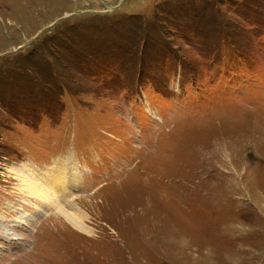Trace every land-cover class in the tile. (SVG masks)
Listing matches in <instances>:
<instances>
[{"label":"rangeland","instance_id":"1","mask_svg":"<svg viewBox=\"0 0 264 264\" xmlns=\"http://www.w3.org/2000/svg\"><path fill=\"white\" fill-rule=\"evenodd\" d=\"M0 264H264V0H0Z\"/></svg>","mask_w":264,"mask_h":264},{"label":"bare ground","instance_id":"2","mask_svg":"<svg viewBox=\"0 0 264 264\" xmlns=\"http://www.w3.org/2000/svg\"><path fill=\"white\" fill-rule=\"evenodd\" d=\"M66 163H63L60 159L56 161L54 167H49L45 172H42V175H49V182H45L39 177L41 175H38V171L31 170L26 166L25 169H27L30 173L27 172H17V169H12L11 172L15 175L18 174V178L20 179V186L19 189L27 193L28 197H32L37 200V202L46 203L47 208L51 209L52 205L53 208L57 206L58 204H55L56 200L59 199L60 196L64 195V193H67L68 186L73 185L72 183V176H75V167L72 162V160H65ZM25 171V170H24ZM41 180V182H39ZM76 183V182H75ZM43 184V185H42ZM42 185V186H41ZM41 186V187H40ZM41 188V189H39ZM72 188V187H71ZM30 203V202H29ZM32 205V204H31ZM67 206H69L67 204ZM66 206V207H67ZM76 205L72 206L70 205L69 208H75ZM36 207V206H35ZM34 207V208H35ZM38 208V207H36ZM35 208V209H36ZM46 208V206H45ZM72 210H58L59 214L64 216L68 223L74 227V229L79 230L81 232H88L89 230L84 225V217L81 215V220L79 218V215L74 216L73 212H70ZM57 212V211H56ZM70 212V216H69ZM75 212V211H74ZM22 215V210L19 212V217ZM36 218V217H35ZM23 218L18 219V227L21 226V224H24V221H20ZM31 222V221H30ZM26 225V224H25ZM4 227V226H3ZM17 227V226H16ZM15 230L13 227L8 229V233L5 234L6 238L8 240H15L17 232H19V228H16ZM13 230V231H12ZM17 238V237H16Z\"/></svg>","mask_w":264,"mask_h":264}]
</instances>
